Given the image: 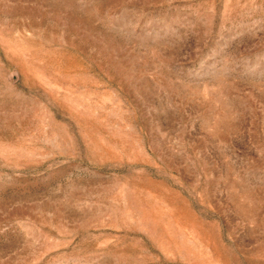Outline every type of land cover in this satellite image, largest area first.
Wrapping results in <instances>:
<instances>
[{
	"label": "rangeland",
	"instance_id": "1",
	"mask_svg": "<svg viewBox=\"0 0 264 264\" xmlns=\"http://www.w3.org/2000/svg\"><path fill=\"white\" fill-rule=\"evenodd\" d=\"M0 264H264V0H0Z\"/></svg>",
	"mask_w": 264,
	"mask_h": 264
}]
</instances>
